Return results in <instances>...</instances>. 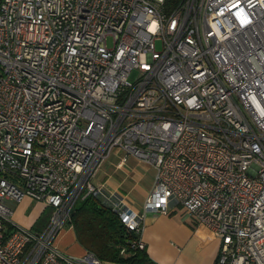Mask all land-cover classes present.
<instances>
[{
    "label": "built area",
    "instance_id": "built-area-1",
    "mask_svg": "<svg viewBox=\"0 0 264 264\" xmlns=\"http://www.w3.org/2000/svg\"><path fill=\"white\" fill-rule=\"evenodd\" d=\"M166 2L0 0V264H101L56 245L88 195L139 249L179 209L214 264H264V0ZM116 149L155 170L142 212L91 182ZM25 198L41 231L10 220Z\"/></svg>",
    "mask_w": 264,
    "mask_h": 264
},
{
    "label": "crops",
    "instance_id": "crops-1",
    "mask_svg": "<svg viewBox=\"0 0 264 264\" xmlns=\"http://www.w3.org/2000/svg\"><path fill=\"white\" fill-rule=\"evenodd\" d=\"M122 155V151L114 150L91 182L102 186L107 193L123 196L129 207L142 212L144 200L153 187L155 170L132 156L118 166ZM7 205L11 209L10 220L21 227L36 230L47 224L49 215L39 225L42 215L49 210L39 202L25 198L19 204L8 202ZM65 227L56 240L57 247L65 254L81 256L86 250L78 244L73 229ZM140 237L153 264H214L220 246L210 230L183 218L179 209L169 215H146Z\"/></svg>",
    "mask_w": 264,
    "mask_h": 264
},
{
    "label": "trees",
    "instance_id": "trees-1",
    "mask_svg": "<svg viewBox=\"0 0 264 264\" xmlns=\"http://www.w3.org/2000/svg\"><path fill=\"white\" fill-rule=\"evenodd\" d=\"M178 0H167L166 4ZM68 227L78 244L101 262L153 264L145 249L135 247L138 234L129 231L99 198L88 195L75 202Z\"/></svg>",
    "mask_w": 264,
    "mask_h": 264
},
{
    "label": "rangeland",
    "instance_id": "rangeland-1",
    "mask_svg": "<svg viewBox=\"0 0 264 264\" xmlns=\"http://www.w3.org/2000/svg\"><path fill=\"white\" fill-rule=\"evenodd\" d=\"M156 47L159 48V44L158 43H157ZM132 78H134V74L131 75L130 79H132ZM49 210L45 211V213L42 215V220L40 221L39 225L42 224L44 222V220L48 217ZM41 230H42V228L36 229V231H41Z\"/></svg>",
    "mask_w": 264,
    "mask_h": 264
}]
</instances>
